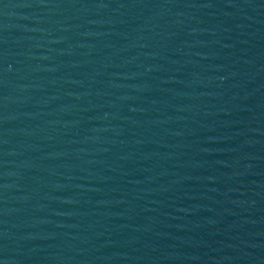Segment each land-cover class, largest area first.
<instances>
[{"label": "water", "instance_id": "95a60500", "mask_svg": "<svg viewBox=\"0 0 264 264\" xmlns=\"http://www.w3.org/2000/svg\"><path fill=\"white\" fill-rule=\"evenodd\" d=\"M0 264H264V0H0Z\"/></svg>", "mask_w": 264, "mask_h": 264}]
</instances>
